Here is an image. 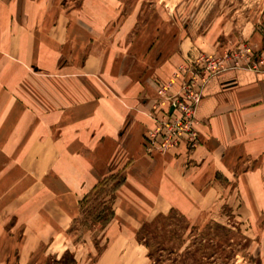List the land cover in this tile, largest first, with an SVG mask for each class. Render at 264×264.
<instances>
[{
    "label": "rangeland",
    "instance_id": "rangeland-1",
    "mask_svg": "<svg viewBox=\"0 0 264 264\" xmlns=\"http://www.w3.org/2000/svg\"><path fill=\"white\" fill-rule=\"evenodd\" d=\"M16 1L17 20H27L32 10L48 24L57 18L61 27L53 34L82 42L85 52L94 41H104L112 58L109 75L121 58L123 68L144 69L154 91L148 111L153 123L144 136L149 154L168 153L181 144L193 150L202 143L198 105V121L184 126L176 147L150 145V133L162 138L164 118L179 114L169 116L173 101L184 103L199 92L203 96L211 77L235 68L264 72V64L255 62L264 56V0ZM117 164L113 174L124 175L130 163ZM257 164L219 163L217 177L201 184L193 180L200 171L207 176L199 163L166 170L187 191L175 200L129 201L122 191L115 200L105 186L86 198L87 189L76 185L73 194L44 201L32 197L45 195L44 181L22 185L24 196L0 199V264H55L67 252L76 264H264V185L257 183ZM126 187L138 195L136 186ZM54 205L55 217L50 214ZM111 207L115 216L103 225L97 216L109 217ZM146 243L152 246V260Z\"/></svg>",
    "mask_w": 264,
    "mask_h": 264
},
{
    "label": "crops",
    "instance_id": "crops-1",
    "mask_svg": "<svg viewBox=\"0 0 264 264\" xmlns=\"http://www.w3.org/2000/svg\"><path fill=\"white\" fill-rule=\"evenodd\" d=\"M8 1L0 0V199L24 196L22 185L42 181L45 195L33 198L59 200L76 185L89 192L100 180L95 175L117 163L130 164L115 200L122 191L129 201L185 198L186 189L166 170L186 165L206 167V178L201 171L193 177L196 184L212 182L219 163L264 168V72L235 68L211 77L197 111L202 143L149 154L144 136L153 123L148 111L154 91L144 69L123 68L121 58L111 76L104 41L85 52L82 42L53 34L61 27L57 18L48 24L32 10L27 20H17V1ZM260 170L257 183L264 185ZM126 186H136L138 195Z\"/></svg>",
    "mask_w": 264,
    "mask_h": 264
},
{
    "label": "built area",
    "instance_id": "built-area-1",
    "mask_svg": "<svg viewBox=\"0 0 264 264\" xmlns=\"http://www.w3.org/2000/svg\"><path fill=\"white\" fill-rule=\"evenodd\" d=\"M256 63H259V65L264 64V56L258 58L255 60ZM201 93H197L196 96L191 97L190 100L182 102L173 101L172 108L173 111L169 113V116H174L176 112H179V114H176L177 116L174 119H169L167 117L164 118L162 121L163 127H166V130L163 131L162 138L157 137L158 132L150 133V145H154V147H157L161 150L171 149L176 147L177 140L180 139L183 128L185 125H192L194 122L198 121L196 119V113L194 110H196L197 106L199 105L201 101ZM189 131V130H188ZM190 142L192 146L196 145L197 136L194 132L190 133Z\"/></svg>",
    "mask_w": 264,
    "mask_h": 264
},
{
    "label": "trees",
    "instance_id": "trees-1",
    "mask_svg": "<svg viewBox=\"0 0 264 264\" xmlns=\"http://www.w3.org/2000/svg\"><path fill=\"white\" fill-rule=\"evenodd\" d=\"M115 171V168L110 167V169H108L106 171V175L103 176V178H101L97 184L86 194V198H89L91 196L94 195V193L96 192V190H98L100 187L105 186V190L104 192L106 193L107 196H113L115 197V193L117 191V189L124 183L125 181V176L124 175H115L113 174ZM82 200L80 202V207H81V211L83 209L82 207ZM115 216V210L113 207H111L110 213H109V217H104L102 214H99L97 216V219L103 223V225L109 224L111 222V220L114 218ZM147 247L149 249V257L151 258V260L153 259V253H152V246L149 243H146ZM76 259L75 256L72 255L70 252H67L66 254H64L61 258H57L55 261V264H76ZM153 264H156V260L154 261Z\"/></svg>",
    "mask_w": 264,
    "mask_h": 264
}]
</instances>
